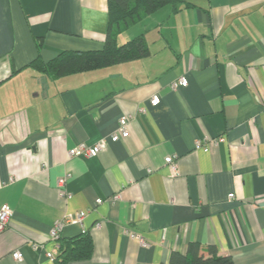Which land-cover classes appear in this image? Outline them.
<instances>
[{
	"label": "crops",
	"instance_id": "crops-1",
	"mask_svg": "<svg viewBox=\"0 0 264 264\" xmlns=\"http://www.w3.org/2000/svg\"><path fill=\"white\" fill-rule=\"evenodd\" d=\"M107 11V0H0V206L12 210L0 264H168L192 242L264 264V0L162 6L118 35L143 36L147 52L128 61L56 78L30 65L101 49ZM181 75L187 85L170 88ZM123 115L129 134L112 141ZM100 138L97 155L68 156ZM81 233L91 256L63 261L59 244Z\"/></svg>",
	"mask_w": 264,
	"mask_h": 264
},
{
	"label": "trees",
	"instance_id": "trees-1",
	"mask_svg": "<svg viewBox=\"0 0 264 264\" xmlns=\"http://www.w3.org/2000/svg\"><path fill=\"white\" fill-rule=\"evenodd\" d=\"M183 2L186 0H107L108 26L101 49L62 51L47 62L36 58L30 65L56 78L63 74L101 68L138 58L147 52L143 36L138 35L119 44L118 35L158 8L171 4L176 10ZM59 249L58 256H62L63 261L88 258L92 253V241L87 234L81 233L72 239L63 240L59 244ZM207 251L208 255L205 256L200 244L192 242L186 253L172 251L168 264H231V258L227 255H218L213 246H208Z\"/></svg>",
	"mask_w": 264,
	"mask_h": 264
},
{
	"label": "built area",
	"instance_id": "built-area-1",
	"mask_svg": "<svg viewBox=\"0 0 264 264\" xmlns=\"http://www.w3.org/2000/svg\"><path fill=\"white\" fill-rule=\"evenodd\" d=\"M187 78L184 75L179 76L176 80H174L170 84V88L175 89L177 86H186L187 85ZM149 102L151 105L155 106L160 102V96L157 93H154L150 96ZM129 116L123 115L119 118L118 120V125L116 127V130L110 135V140L116 141L120 138H125L129 134V130L127 127ZM222 140L221 137L215 138L212 140L214 143H218ZM106 139L105 138H100L98 141H96L93 144H86L84 142H79L73 147L69 148L68 150V156H82V157H91L97 155V153L102 150L106 146ZM197 145L199 146L200 143L197 142ZM204 150H207V144L204 145ZM165 162L169 165L172 173L176 171V158L173 155L166 156L165 157ZM60 182L63 183L64 179H60ZM233 193L228 194V197H232ZM118 197L117 194L112 196V200L116 199ZM101 202V199L98 198L96 199V203ZM12 214L11 208L7 204H2L0 206V233L5 229V227L8 225V222L10 220ZM84 212H78L76 214V219L80 221L83 218ZM69 218L65 219H57L54 221L53 226L51 227L48 238L52 240H57L59 238L60 232L65 224V222H68ZM129 236L131 238L137 239L141 245H147V243L143 240L141 236L134 232H128ZM35 249H39V246L35 244L33 246ZM48 257L54 258L55 254L54 252H47L46 253ZM11 256L14 259L21 260L23 259V254L20 250L16 249L11 252Z\"/></svg>",
	"mask_w": 264,
	"mask_h": 264
}]
</instances>
